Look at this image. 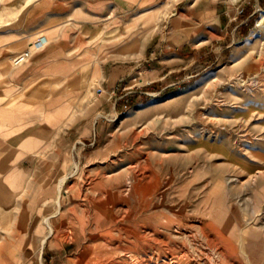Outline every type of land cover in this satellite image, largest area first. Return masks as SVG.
Returning a JSON list of instances; mask_svg holds the SVG:
<instances>
[{"label":"rangeland","instance_id":"obj_1","mask_svg":"<svg viewBox=\"0 0 264 264\" xmlns=\"http://www.w3.org/2000/svg\"><path fill=\"white\" fill-rule=\"evenodd\" d=\"M215 5L248 33L151 75L155 38L1 172L0 264H264V0H148L147 20Z\"/></svg>","mask_w":264,"mask_h":264},{"label":"crops","instance_id":"obj_2","mask_svg":"<svg viewBox=\"0 0 264 264\" xmlns=\"http://www.w3.org/2000/svg\"><path fill=\"white\" fill-rule=\"evenodd\" d=\"M147 6L148 0H0V180L2 171L14 178L19 160L40 152L68 107L83 104L98 83L128 73L132 56L146 57L155 38L151 75L182 58L171 48L207 50L215 38L229 47L251 25L250 13L236 20L226 6H203L175 16L158 36ZM227 27L229 33L220 32ZM25 49L28 59L14 63Z\"/></svg>","mask_w":264,"mask_h":264},{"label":"built area","instance_id":"obj_3","mask_svg":"<svg viewBox=\"0 0 264 264\" xmlns=\"http://www.w3.org/2000/svg\"><path fill=\"white\" fill-rule=\"evenodd\" d=\"M30 56V49H25L24 51L20 52L19 54L15 55L12 59L14 63H20L28 59Z\"/></svg>","mask_w":264,"mask_h":264},{"label":"trees","instance_id":"obj_4","mask_svg":"<svg viewBox=\"0 0 264 264\" xmlns=\"http://www.w3.org/2000/svg\"><path fill=\"white\" fill-rule=\"evenodd\" d=\"M131 98V99H130ZM129 99L130 100H128V101H126V102H124V100L123 101H121V100H119L117 103H116V107L118 108V109H120L121 108V104H123L124 106H127V105H131V104H133V103H135V100L136 99H133L134 97H130ZM125 103V104H124Z\"/></svg>","mask_w":264,"mask_h":264},{"label":"bare ground","instance_id":"obj_5","mask_svg":"<svg viewBox=\"0 0 264 264\" xmlns=\"http://www.w3.org/2000/svg\"><path fill=\"white\" fill-rule=\"evenodd\" d=\"M250 179V178H249Z\"/></svg>","mask_w":264,"mask_h":264}]
</instances>
